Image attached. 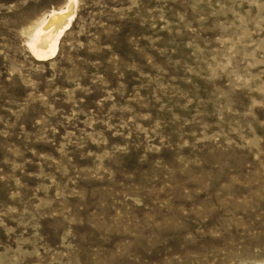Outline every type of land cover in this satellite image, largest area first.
I'll list each match as a JSON object with an SVG mask.
<instances>
[{"label": "rangeland", "instance_id": "obj_1", "mask_svg": "<svg viewBox=\"0 0 264 264\" xmlns=\"http://www.w3.org/2000/svg\"><path fill=\"white\" fill-rule=\"evenodd\" d=\"M0 0V264L264 263V0Z\"/></svg>", "mask_w": 264, "mask_h": 264}, {"label": "bare ground", "instance_id": "obj_2", "mask_svg": "<svg viewBox=\"0 0 264 264\" xmlns=\"http://www.w3.org/2000/svg\"><path fill=\"white\" fill-rule=\"evenodd\" d=\"M75 6L76 0H69L64 8L51 11L36 26L26 42V48L35 61H48L57 55L60 41L74 19Z\"/></svg>", "mask_w": 264, "mask_h": 264}]
</instances>
